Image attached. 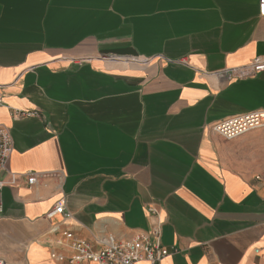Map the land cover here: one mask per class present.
Here are the masks:
<instances>
[{
	"label": "crops",
	"instance_id": "1",
	"mask_svg": "<svg viewBox=\"0 0 264 264\" xmlns=\"http://www.w3.org/2000/svg\"><path fill=\"white\" fill-rule=\"evenodd\" d=\"M258 5L0 0L3 264H58L55 226L101 248L158 219L161 264H264V129L213 131L264 110V72L240 75L264 60Z\"/></svg>",
	"mask_w": 264,
	"mask_h": 264
},
{
	"label": "built area",
	"instance_id": "2",
	"mask_svg": "<svg viewBox=\"0 0 264 264\" xmlns=\"http://www.w3.org/2000/svg\"><path fill=\"white\" fill-rule=\"evenodd\" d=\"M258 11L259 15L264 18V0H259ZM262 72H264V60L259 59L250 67L242 70L240 75L241 77H253ZM257 129H264V110L234 116L213 127V131L226 140L236 139ZM13 150L14 142L10 131L4 126H0V173L7 171ZM35 183V175L29 174L28 184L32 186ZM4 186L5 183L0 181V191ZM2 212L3 209L0 205V216ZM150 212L158 218L154 208H150ZM57 216H62L65 220L71 218V214L65 210L63 201L56 204L46 215V218L52 220ZM161 232V221L158 219L153 231L149 234H138L123 241L109 238L103 247L96 248L94 244L76 237L71 231L61 230L59 226H55L52 233L61 236V240L57 242L60 249H53L50 252V258L58 264H137L139 262L161 264L168 256L177 253L176 250H169L162 245ZM0 264L3 262L0 261Z\"/></svg>",
	"mask_w": 264,
	"mask_h": 264
}]
</instances>
